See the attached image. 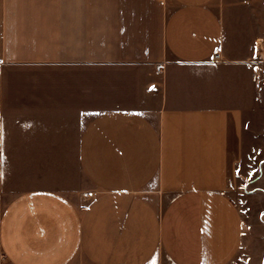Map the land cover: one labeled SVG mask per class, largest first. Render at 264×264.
<instances>
[{
    "label": "crops",
    "instance_id": "crops-1",
    "mask_svg": "<svg viewBox=\"0 0 264 264\" xmlns=\"http://www.w3.org/2000/svg\"><path fill=\"white\" fill-rule=\"evenodd\" d=\"M257 110L264 0H0V264H264Z\"/></svg>",
    "mask_w": 264,
    "mask_h": 264
},
{
    "label": "rangeland",
    "instance_id": "rangeland-1",
    "mask_svg": "<svg viewBox=\"0 0 264 264\" xmlns=\"http://www.w3.org/2000/svg\"><path fill=\"white\" fill-rule=\"evenodd\" d=\"M247 126L245 151L239 164L241 189L236 196L240 205H244L243 208L250 207L249 214L254 213L256 216L255 213L264 207V202L253 203L255 201L252 202L250 197L248 201L246 196L264 182V112L257 110L250 113Z\"/></svg>",
    "mask_w": 264,
    "mask_h": 264
},
{
    "label": "built area",
    "instance_id": "built-area-1",
    "mask_svg": "<svg viewBox=\"0 0 264 264\" xmlns=\"http://www.w3.org/2000/svg\"><path fill=\"white\" fill-rule=\"evenodd\" d=\"M214 59L215 60H219L220 59V54L217 52V53H215V55H214Z\"/></svg>",
    "mask_w": 264,
    "mask_h": 264
}]
</instances>
